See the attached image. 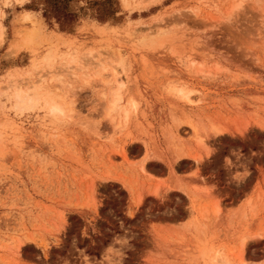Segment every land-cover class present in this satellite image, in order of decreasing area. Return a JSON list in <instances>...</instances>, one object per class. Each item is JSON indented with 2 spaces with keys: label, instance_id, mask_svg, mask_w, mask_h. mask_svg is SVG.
Instances as JSON below:
<instances>
[{
  "label": "rangeland",
  "instance_id": "1",
  "mask_svg": "<svg viewBox=\"0 0 264 264\" xmlns=\"http://www.w3.org/2000/svg\"><path fill=\"white\" fill-rule=\"evenodd\" d=\"M0 264H264V0H0Z\"/></svg>",
  "mask_w": 264,
  "mask_h": 264
},
{
  "label": "trees",
  "instance_id": "2",
  "mask_svg": "<svg viewBox=\"0 0 264 264\" xmlns=\"http://www.w3.org/2000/svg\"><path fill=\"white\" fill-rule=\"evenodd\" d=\"M58 2L59 1H55V2H50L49 1V4L51 5L49 8L50 12L51 13H55V15H57L58 17H63L64 20H67V23L68 24H71L73 22V16L70 15V14H67V13H63L61 10H60V6H58Z\"/></svg>",
  "mask_w": 264,
  "mask_h": 264
},
{
  "label": "bare ground",
  "instance_id": "3",
  "mask_svg": "<svg viewBox=\"0 0 264 264\" xmlns=\"http://www.w3.org/2000/svg\"><path fill=\"white\" fill-rule=\"evenodd\" d=\"M189 99V98H188ZM196 130V129H195Z\"/></svg>",
  "mask_w": 264,
  "mask_h": 264
}]
</instances>
